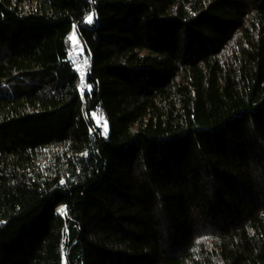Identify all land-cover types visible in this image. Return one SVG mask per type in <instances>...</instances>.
<instances>
[{
  "label": "trees",
  "instance_id": "trees-1",
  "mask_svg": "<svg viewBox=\"0 0 264 264\" xmlns=\"http://www.w3.org/2000/svg\"><path fill=\"white\" fill-rule=\"evenodd\" d=\"M0 264H264V0H0Z\"/></svg>",
  "mask_w": 264,
  "mask_h": 264
},
{
  "label": "built area",
  "instance_id": "built-area-1",
  "mask_svg": "<svg viewBox=\"0 0 264 264\" xmlns=\"http://www.w3.org/2000/svg\"><path fill=\"white\" fill-rule=\"evenodd\" d=\"M77 47L79 48V51L75 55V68L79 71V74L83 80H86L88 74L90 73V62L84 53L80 41H78ZM100 127L102 130L106 129L107 121L105 119L100 123Z\"/></svg>",
  "mask_w": 264,
  "mask_h": 264
},
{
  "label": "rangeland",
  "instance_id": "rangeland-1",
  "mask_svg": "<svg viewBox=\"0 0 264 264\" xmlns=\"http://www.w3.org/2000/svg\"><path fill=\"white\" fill-rule=\"evenodd\" d=\"M92 16V15H91ZM76 33H75V44H74V46H75V48H74V53H75V55H76V53H78V51H79V48L77 47V44H78V38L76 37ZM2 91H4V92H7L8 91V89L7 88H2L1 89ZM18 89L17 88H15V87H12L11 89H10V93H13V92H16ZM104 120V119H103ZM61 209H64V211L63 212H61V214H65V207H62Z\"/></svg>",
  "mask_w": 264,
  "mask_h": 264
},
{
  "label": "snow or ice",
  "instance_id": "snow-or-ice-1",
  "mask_svg": "<svg viewBox=\"0 0 264 264\" xmlns=\"http://www.w3.org/2000/svg\"><path fill=\"white\" fill-rule=\"evenodd\" d=\"M92 19H93L92 16L89 15V16L87 17V22H88V23H91V22H92ZM59 211L63 212L64 209H60Z\"/></svg>",
  "mask_w": 264,
  "mask_h": 264
}]
</instances>
